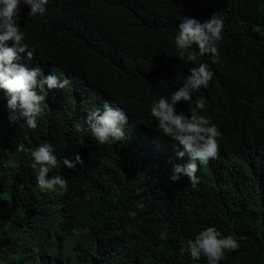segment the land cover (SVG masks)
<instances>
[{"label": "trees", "instance_id": "obj_1", "mask_svg": "<svg viewBox=\"0 0 264 264\" xmlns=\"http://www.w3.org/2000/svg\"><path fill=\"white\" fill-rule=\"evenodd\" d=\"M27 11L21 5L20 30L36 53L20 62L71 72L80 103L71 90L48 97L29 131L9 122L0 91V264H206L180 249L209 225L239 241L220 264H264V0H54L43 16ZM213 14L223 21L220 59L199 57L213 77L177 104L191 115L204 97L220 131L217 158L198 166L194 187L187 176L169 179L185 159L176 155L182 146L159 132L150 104L170 95L192 63L177 57L178 23ZM101 94L128 114L123 141L100 145L72 129L88 109L79 105ZM155 136L163 146L145 148ZM45 141L58 159L83 160L49 173L68 179L63 194L39 188L20 150Z\"/></svg>", "mask_w": 264, "mask_h": 264}, {"label": "clouds", "instance_id": "obj_2", "mask_svg": "<svg viewBox=\"0 0 264 264\" xmlns=\"http://www.w3.org/2000/svg\"><path fill=\"white\" fill-rule=\"evenodd\" d=\"M54 0H0V91L6 99V109L10 123L24 130L33 131L38 127V118L44 110V102L48 97H65L71 90L75 105L80 103V89L75 76L68 71L48 67L44 63L29 66L21 63V54L28 61L36 53V46L25 42V32L20 30L21 5L27 6L29 17L43 16ZM223 38V21L215 14L197 18L183 16L178 23L174 36L177 57L185 63L191 61L187 74H177L179 86L168 96H160L150 104V114L159 132L174 139L178 145L176 155L185 158L176 162L169 172L170 180H180L187 176L194 187L199 183L198 166L208 165L218 155L217 137L220 131L207 115L204 97L195 100V109L191 115L177 111L181 100L191 102L193 93L201 86L207 87L213 77V71L205 61H199L206 55L213 63L219 61L218 42ZM195 46V47H193ZM49 68V69H47ZM85 111L83 124L73 121L75 132H88L100 145L117 143L125 139V125L128 114L117 100L107 95H99L95 101L85 100L80 109ZM163 140L153 137L144 147L154 150L163 146ZM20 150L30 157L29 166L34 172L35 182L40 189L63 194L69 189V181L54 169L61 167L76 170L83 160L79 153L72 158L68 156L58 159L53 144L45 141L34 148ZM155 159L154 154H150ZM137 208H144L138 203ZM135 216V212H130ZM159 238L168 237V229L159 233ZM239 241L232 235H224L215 225H209L196 231L194 238L187 240V248H181V254L187 252L193 260L203 257L206 264H220L226 251H236Z\"/></svg>", "mask_w": 264, "mask_h": 264}]
</instances>
